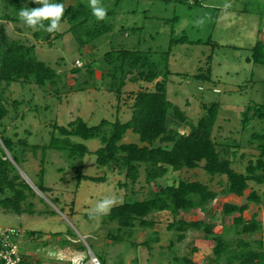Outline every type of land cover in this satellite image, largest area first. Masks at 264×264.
Segmentation results:
<instances>
[{
	"label": "rangeland",
	"instance_id": "rangeland-1",
	"mask_svg": "<svg viewBox=\"0 0 264 264\" xmlns=\"http://www.w3.org/2000/svg\"><path fill=\"white\" fill-rule=\"evenodd\" d=\"M77 1L80 0H66L65 6ZM112 1L101 0V4L113 7ZM188 1L121 0L115 7L116 12L106 16V22L114 24V30L82 49L69 30L67 20L61 23L59 32L64 33L63 36L52 37L49 42L43 37L37 40L30 31L20 33L14 24L5 23L12 37L36 45L37 58L63 74V82L56 89L60 95L36 86L26 85L25 88L13 83L7 93L9 101L6 102L10 114L4 119L2 127L9 135L18 134L13 137L16 143L22 138L30 145L44 146L50 143L54 123L67 125L78 117L90 125H97L103 119L125 122L132 116V108L123 104L128 93L119 103L115 93L95 87L67 92L63 85L65 82L75 85L72 68L76 67L78 61L88 64L94 60L97 76L92 82L106 85L111 80L109 77L101 80V74L107 73V69L102 72L98 66L102 64L105 52L112 47L159 52L171 47L173 37L186 36L201 42L172 45L170 69L173 74L168 84V98L180 106L194 123L205 114L203 104L218 105L214 137L222 151L227 145L232 146V152L237 150V155L229 154L228 157L233 161L232 166L244 173L249 160H255L259 154L254 146L248 144V138L254 130L261 129L260 122L253 121L252 128L245 132L241 130L242 113L246 106L264 103V65L248 60L255 43L264 36V0H201L198 5H190ZM28 3L26 1L24 4ZM208 67H211V81L193 76ZM81 74L78 88L86 78V68L82 69ZM182 74L190 76L184 77ZM140 87L139 83L129 82L124 92ZM14 100L23 103L16 108L12 104ZM169 120L171 126L177 127L172 121L174 119ZM181 131L184 129L181 128ZM135 138L131 134L125 140ZM83 143L90 149L83 160L85 174L96 177L107 174L106 181L83 179L79 182L75 177L73 161L67 158L65 151L47 149L44 153L40 149L35 154L29 145H24L25 150L19 155L18 163L9 151L6 152L36 195L32 196L34 213L20 215L8 212L0 203V227L20 229L23 236L17 243L22 254H28L32 264H94L95 257L100 264H181L177 263L176 258L181 260L185 257L191 258L195 264H214V243L205 239L202 232L194 230L188 231L186 238L180 240L179 232L167 228V214L159 215L155 229L137 226L135 232L122 241L110 236L111 232L119 233L117 222L105 223L103 215L93 213L89 216L88 213L105 197L115 198L116 204L143 200L148 197L149 187L143 177L133 187L136 193L121 187L124 175L97 164L94 152L102 146L101 141L89 139ZM43 154L44 176L41 177ZM182 178L200 180L220 189L218 179L212 182L211 176L201 168L170 172L158 183L167 186ZM42 181L50 191L42 193L33 187L42 185ZM250 183L243 196L220 195L210 205L213 210L211 214L198 209L188 219L212 221L210 216L217 211L220 215L216 216V231L221 232L224 224V217L220 213L222 205L226 202L248 203L250 193L256 191L261 201L250 202L244 216L251 220L257 215L256 218L264 223V185ZM6 196H10V193L0 194V200ZM225 219L232 222L231 217ZM157 236L158 241L154 240ZM254 237L264 242V230ZM152 238L149 245H143ZM193 248L198 250L194 252Z\"/></svg>",
	"mask_w": 264,
	"mask_h": 264
},
{
	"label": "trees",
	"instance_id": "trees-1",
	"mask_svg": "<svg viewBox=\"0 0 264 264\" xmlns=\"http://www.w3.org/2000/svg\"><path fill=\"white\" fill-rule=\"evenodd\" d=\"M26 1H29L27 5L24 4ZM54 2L64 5L65 12L61 23L65 20L69 22V30L79 42L81 49L114 30V24L106 22V18L96 20L86 0L71 3L68 6H65L66 0H54ZM112 2L113 7H105L102 4L107 9V16L116 12L115 7L121 0ZM188 2L190 5H198L201 0ZM34 7L38 5L31 0H0V154L2 153L0 155V194L10 193V196L0 200L3 209L20 215L34 213L35 204L32 196L36 195L29 183L22 179L5 149L10 152L16 163L19 162V155H22L25 150L24 145H29L35 154L40 149L44 153L47 149L65 151L67 158L73 161L75 177L79 182L83 179L106 181L107 174L96 177L84 172L83 160L90 153V149L83 141L99 139L102 146L94 152L99 166L124 175L122 176L124 181L121 180L120 185L131 189L133 193H136L133 187L141 181L142 177L149 187L147 198L116 204L108 215H103L105 223L117 222L119 233H110L116 241L128 239L127 235L133 234L137 226L143 229H155L159 223V215L167 214L169 222L167 228L179 232L180 240L186 238L188 231L194 230L202 232L205 239L214 243L212 247L214 264H264L263 239L254 237L255 234L264 230V223L256 218L257 215L251 220H247L244 216L250 202L261 201L256 191L250 193L248 203L240 205L226 202L222 205L220 213L224 217V224L221 232L216 231V219L220 215L217 211L212 217L210 216L213 218L212 221L188 219L198 209L211 214L213 210L210 205L220 195L243 196L250 188V182L264 185V103H250L242 113L241 132L252 128L253 121H259L261 129L254 130L248 138V144L254 146L259 154L255 160H249L244 173L239 172L232 166L233 161L228 157L229 154L237 155V150L232 152V146L227 145L222 151L214 137L219 106L203 104L205 114L197 123H194L180 106L168 98V84L173 74L170 69L172 45L201 42V40H190L186 36L173 37L171 47L165 51H144L121 46L112 47L106 51L102 64L98 66L102 72L107 69V73L101 74V80L106 77L111 80L106 85L92 82V79L97 76L94 60L88 64L76 63V67L72 68L71 74L75 76V85H67L64 79L63 85L67 92L95 87L98 90L115 93L119 103L123 95L128 93L123 104L132 108V116L129 120L123 122L120 119L116 121L103 119L97 125H90L83 118L78 117L67 125L54 123L51 140L47 145H30L22 138L16 143L13 137L18 134L9 135L6 128L2 127L4 119L10 114L6 102L9 101L7 93L11 85L17 83L23 87L36 86L48 93L60 95L56 89H59L63 82V74L37 58L35 44L16 39L7 31L5 23H12L18 32L24 34L30 31L37 40L43 37L49 42L52 37L54 39L62 37L64 33L60 32L47 33L43 29L33 31L18 19L21 8ZM21 23L22 26H19ZM252 51V56L248 60L264 65V36L257 40ZM84 68H86V78L78 88L77 84L80 83ZM193 76L211 81V67ZM129 82L139 83L140 89L124 92ZM22 103L23 101L20 100L12 102L17 106L16 108ZM169 118L174 119L172 121L177 127L170 125ZM181 128L184 131H181ZM27 132L29 133L28 130ZM131 134L136 138L126 141V136ZM44 163L45 154H43L42 167ZM196 168H201L209 174L212 182L218 179L220 189L217 190L211 184L200 180L186 178L167 186L158 183L160 178L170 172ZM40 172L43 177L44 167ZM42 182V185L36 187L42 193L50 191V188L44 185V181ZM73 203L74 201L71 205ZM227 217L232 218L231 223L226 222ZM153 238L144 242L143 245H149ZM154 240L158 241L159 237L157 236ZM197 250L198 248H193L194 252ZM22 255L24 260L21 264H32L26 254ZM176 261L181 264H195L189 257L181 260L176 258Z\"/></svg>",
	"mask_w": 264,
	"mask_h": 264
},
{
	"label": "clouds",
	"instance_id": "clouds-1",
	"mask_svg": "<svg viewBox=\"0 0 264 264\" xmlns=\"http://www.w3.org/2000/svg\"><path fill=\"white\" fill-rule=\"evenodd\" d=\"M31 2L39 6L34 8H21L18 12V19L33 31H40L43 29L47 33L59 32L61 30V19L65 12L64 5L59 2H54V0H31ZM87 3L92 15L96 18V20L100 21L106 18L107 9L102 6L101 0H87ZM116 203L117 201L115 198L105 197L104 199L100 200L95 205V208L88 214L89 216H92L93 213L97 215H108L111 211V208L115 206ZM22 236L23 234L21 237ZM26 255L30 261V257L28 254ZM31 255L33 256L32 253ZM95 258L96 259L93 260L94 264H100L99 259L97 257ZM36 263L37 262H35V264Z\"/></svg>",
	"mask_w": 264,
	"mask_h": 264
},
{
	"label": "built area",
	"instance_id": "built-area-1",
	"mask_svg": "<svg viewBox=\"0 0 264 264\" xmlns=\"http://www.w3.org/2000/svg\"><path fill=\"white\" fill-rule=\"evenodd\" d=\"M81 65L80 62H77ZM21 231L15 227H0V264H21L24 260L18 245Z\"/></svg>",
	"mask_w": 264,
	"mask_h": 264
},
{
	"label": "water",
	"instance_id": "water-1",
	"mask_svg": "<svg viewBox=\"0 0 264 264\" xmlns=\"http://www.w3.org/2000/svg\"><path fill=\"white\" fill-rule=\"evenodd\" d=\"M5 151L7 152L8 150H7V149H5ZM0 155H2V153H1ZM33 187H35V188H36V190H38V188H37L36 186H34V185H33ZM94 256H95V255H94Z\"/></svg>",
	"mask_w": 264,
	"mask_h": 264
}]
</instances>
